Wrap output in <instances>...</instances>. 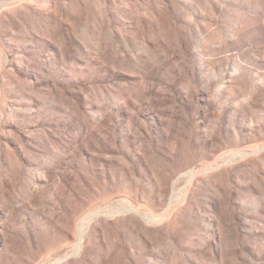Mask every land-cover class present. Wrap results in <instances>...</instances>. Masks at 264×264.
<instances>
[{
    "label": "rangeland",
    "instance_id": "374dc122",
    "mask_svg": "<svg viewBox=\"0 0 264 264\" xmlns=\"http://www.w3.org/2000/svg\"><path fill=\"white\" fill-rule=\"evenodd\" d=\"M0 264H264V0H0Z\"/></svg>",
    "mask_w": 264,
    "mask_h": 264
},
{
    "label": "bare ground",
    "instance_id": "6f19581e",
    "mask_svg": "<svg viewBox=\"0 0 264 264\" xmlns=\"http://www.w3.org/2000/svg\"><path fill=\"white\" fill-rule=\"evenodd\" d=\"M261 149V148H260ZM242 152V151H241ZM244 153V152H243ZM196 173V172H195ZM195 177V176H194ZM179 191H180V189H179ZM181 193H183V192H181ZM171 200V199H170ZM173 200V199H172ZM167 209V208H166ZM163 212V211H162ZM94 213V212H93ZM95 213H97V212H95ZM94 213V214H95ZM91 215V214H90ZM93 215V214H92ZM155 215V214H154ZM87 216V215H86ZM158 216V215H157ZM88 217V216H87ZM155 218V217H154ZM77 234V233H76Z\"/></svg>",
    "mask_w": 264,
    "mask_h": 264
}]
</instances>
